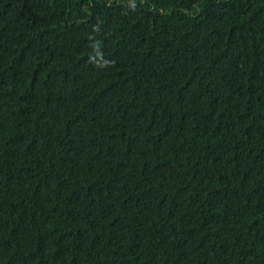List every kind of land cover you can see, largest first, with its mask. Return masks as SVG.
<instances>
[{"label": "trees", "instance_id": "obj_1", "mask_svg": "<svg viewBox=\"0 0 264 264\" xmlns=\"http://www.w3.org/2000/svg\"><path fill=\"white\" fill-rule=\"evenodd\" d=\"M0 264H264V0H0Z\"/></svg>", "mask_w": 264, "mask_h": 264}]
</instances>
